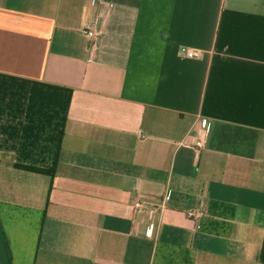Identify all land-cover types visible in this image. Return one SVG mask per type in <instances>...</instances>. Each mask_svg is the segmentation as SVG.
I'll list each match as a JSON object with an SVG mask.
<instances>
[{
    "label": "crops",
    "instance_id": "1",
    "mask_svg": "<svg viewBox=\"0 0 264 264\" xmlns=\"http://www.w3.org/2000/svg\"><path fill=\"white\" fill-rule=\"evenodd\" d=\"M0 264H264V0H0Z\"/></svg>",
    "mask_w": 264,
    "mask_h": 264
},
{
    "label": "built area",
    "instance_id": "2",
    "mask_svg": "<svg viewBox=\"0 0 264 264\" xmlns=\"http://www.w3.org/2000/svg\"><path fill=\"white\" fill-rule=\"evenodd\" d=\"M83 34L89 41L88 49L90 50V56L92 59L94 58V49L96 47L98 34L91 29L83 31ZM180 53L187 59H198L200 57V54L198 52L189 50L186 47H182ZM209 132L210 124L208 120L202 119L199 124L198 139L194 144V149L197 153L204 149ZM133 210L136 214L144 215L148 218L149 222L147 225V236L152 239L156 238L160 225L162 224V221L164 220L166 212L168 210L165 202L158 206H152L147 201L138 199L133 204ZM185 215L190 218H197L198 216H200V213L198 211H186Z\"/></svg>",
    "mask_w": 264,
    "mask_h": 264
},
{
    "label": "trees",
    "instance_id": "3",
    "mask_svg": "<svg viewBox=\"0 0 264 264\" xmlns=\"http://www.w3.org/2000/svg\"><path fill=\"white\" fill-rule=\"evenodd\" d=\"M22 168H24V169H26V170H29V171H32V172H38V173H45V172H48V173H50L51 171H44V170H42V169H39V168H34V167H22Z\"/></svg>",
    "mask_w": 264,
    "mask_h": 264
}]
</instances>
